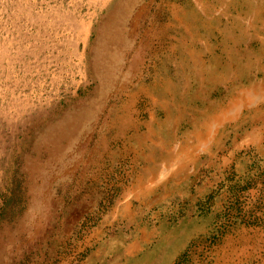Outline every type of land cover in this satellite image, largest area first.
Wrapping results in <instances>:
<instances>
[{
	"label": "rangeland",
	"instance_id": "374dc122",
	"mask_svg": "<svg viewBox=\"0 0 264 264\" xmlns=\"http://www.w3.org/2000/svg\"><path fill=\"white\" fill-rule=\"evenodd\" d=\"M186 251L264 264V0H0V264Z\"/></svg>",
	"mask_w": 264,
	"mask_h": 264
},
{
	"label": "trees",
	"instance_id": "16d2710c",
	"mask_svg": "<svg viewBox=\"0 0 264 264\" xmlns=\"http://www.w3.org/2000/svg\"><path fill=\"white\" fill-rule=\"evenodd\" d=\"M188 255V251L185 252V254L183 256H181V258L179 259V263L177 264H184V257Z\"/></svg>",
	"mask_w": 264,
	"mask_h": 264
},
{
	"label": "crops",
	"instance_id": "0c3cea01",
	"mask_svg": "<svg viewBox=\"0 0 264 264\" xmlns=\"http://www.w3.org/2000/svg\"><path fill=\"white\" fill-rule=\"evenodd\" d=\"M134 245L135 244H129L128 246H126L125 249L127 250V252H130L132 249H134Z\"/></svg>",
	"mask_w": 264,
	"mask_h": 264
}]
</instances>
